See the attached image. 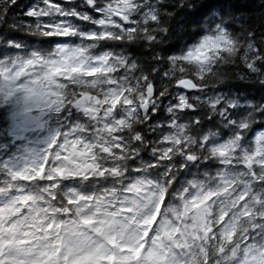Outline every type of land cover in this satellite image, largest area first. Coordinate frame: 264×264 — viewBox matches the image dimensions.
I'll return each instance as SVG.
<instances>
[{
  "label": "snow or ice",
  "instance_id": "6c2138e0",
  "mask_svg": "<svg viewBox=\"0 0 264 264\" xmlns=\"http://www.w3.org/2000/svg\"><path fill=\"white\" fill-rule=\"evenodd\" d=\"M170 11L162 0H0V264H264V127L250 134L258 105L217 97L212 116L221 117L228 134L213 125L193 144L172 116L150 143L132 128L133 89L143 81L145 93L156 94L160 60L145 71L114 46L132 44L137 24L154 40L149 28L163 31ZM227 15H214L193 49L182 55L160 49L161 55L169 64H199L210 75L206 66L236 43ZM20 27L64 39L26 50L15 40ZM70 37L79 42H65ZM255 51L245 66L259 74L264 49ZM176 85L200 90L191 79ZM174 103L201 123L195 105L183 97ZM66 105L97 122L91 139L80 135L79 122L69 128L59 120ZM46 124L47 134L34 137ZM196 145L220 167L186 181L176 193L179 211L166 208L174 169L198 159Z\"/></svg>",
  "mask_w": 264,
  "mask_h": 264
},
{
  "label": "clouds",
  "instance_id": "9594fccd",
  "mask_svg": "<svg viewBox=\"0 0 264 264\" xmlns=\"http://www.w3.org/2000/svg\"><path fill=\"white\" fill-rule=\"evenodd\" d=\"M145 2H147V0H145ZM203 2L204 0H162V3L170 8L171 11L168 15L163 17V23L160 26L163 28V31H153L152 28L158 27L156 25L149 28V33L155 37L152 41L147 39V34L142 33L144 25L137 24V38L131 45L142 46V50L147 49L149 51L148 55L144 56L129 52L127 51L129 44H122L123 52L121 54L130 60L138 61L145 71L148 70L149 65L152 64L155 59L160 60V63L155 65V67L159 69V75L153 77L155 80L156 94H146L142 87L143 81H141L139 86L133 89V99L135 101L134 106H137V110L132 115L131 125L133 129H140L143 131V134L149 138L148 143L163 131V129L160 128V125L167 123L165 118L172 116L175 117L176 120H179L184 127L189 130L191 137L189 143L193 144L194 140L199 137L202 131H206L212 127L211 124L205 126L204 120L211 117L213 113L217 111L216 108L211 107L217 97L223 99L225 103L232 100L240 105L242 100L243 105H258V107L252 110L257 114L252 117L250 122H264V113L260 112L261 109H264V98L252 100L246 98L243 91H240L239 94L235 91V88L240 83L264 86V70H261L259 74H253L252 72H249L245 66L246 63H252L259 55L255 51L256 48L259 47L264 49V3H262V0H256L257 6L246 14L236 13L233 15L229 13L226 17H223L224 23L228 26L236 43L231 53L223 54L218 59L212 60L206 66L207 69L211 71L210 75L201 71L199 64L184 62L177 63L176 61L169 64L161 55L160 49H162V46L168 44L170 40L175 39L184 28V25H179L177 27L176 21L181 20L186 12L195 11ZM181 9H183V11H181ZM177 12H180V14L176 15ZM214 15L217 18L222 17V15L214 8L203 18L202 21L199 22V24L191 23L188 24L187 27L189 30L193 31L196 30L197 27L205 28L207 24L212 22ZM241 16H243L242 20L238 18ZM137 18L139 19V17ZM18 30L27 33H34L36 31L34 28L29 30L22 27ZM199 37L195 42L189 43L186 47H181L177 52L169 55H182L190 49H193ZM116 51L119 52L120 50ZM261 68L264 69V64L261 65ZM165 73L167 74L166 78ZM199 76H202L203 78L200 79L198 78ZM178 79H191L200 90L189 91L185 87H178L176 85V80ZM161 90L163 93L162 95ZM71 92L72 89L68 88L67 93L69 96L71 95ZM146 95L148 96V99L145 102ZM178 97L185 98L189 102V105L187 106L195 105V108L200 113V124L194 123L196 117H193L190 113L177 110L178 106L174 101ZM148 108H152V111H148ZM120 111L126 112L127 110L122 106ZM153 114H158L159 118L157 121H151L149 119ZM225 115H227V113H225ZM59 120L63 125H67L69 128L72 127L74 122H79L85 129L80 135L89 139H91L93 131L97 127L96 121L86 119L85 114L74 110L71 105H66L63 114L59 116ZM55 123L56 118L52 117L51 124L54 125ZM50 127L51 125L46 124L43 130L33 133V136L42 138L47 134ZM125 128L127 129V125H125ZM149 133H151V135H149ZM122 134L127 136L129 134L128 130H122ZM200 147V145H196L193 149L195 155L198 157L194 163L181 160L180 163L187 164V166L180 168L179 170L174 169V171L177 172L178 178L176 179L175 187L168 186L166 208L168 205H172L175 210L179 211L181 207L182 201L177 198L176 193L179 192L185 186L186 181L191 178L182 175V173H187L189 168L199 166L204 162H208V159H212L211 157H207L206 152H201ZM173 154L175 155V152ZM148 155H151V153H148ZM140 159L141 157L138 155L136 164L128 165L129 169L138 166ZM213 163L217 165L215 168L220 167L216 159H212L211 164ZM215 168L207 167L206 169L209 173L214 174ZM66 179L68 184L73 182L71 179ZM105 180L108 183L112 182L108 177H106ZM39 183L46 185V182L44 181ZM56 183L63 185L64 182L58 180ZM78 183L83 185L85 181H78ZM88 183L91 185L93 183L101 182L90 181ZM57 191H59V189ZM57 203H60L59 199L57 200ZM209 206L211 207V205Z\"/></svg>",
  "mask_w": 264,
  "mask_h": 264
},
{
  "label": "trees",
  "instance_id": "16d2710c",
  "mask_svg": "<svg viewBox=\"0 0 264 264\" xmlns=\"http://www.w3.org/2000/svg\"><path fill=\"white\" fill-rule=\"evenodd\" d=\"M34 2V0H33ZM256 6V0H204L202 5L198 7L195 11H188L185 13L183 18L179 21H176V26L184 25V28L180 31V34L176 36L175 39L169 41L168 44L162 46V49L166 50L167 54H173L177 52L181 47H186L189 43H193L197 40V38L204 34L205 28L197 27L196 30H189L187 25L191 23L199 24L200 21L203 20L205 16H207L214 8L221 14H233L242 13L246 14ZM171 10L170 8H168ZM183 11V9H181ZM180 12H177L176 15H179ZM239 19H243V16L238 17ZM15 33V40L18 43L23 44L24 49L26 50H33V49H48L57 41H60L64 38L60 37H37L35 35L29 34L27 32H23L20 30H14ZM175 35V32H174ZM65 42L70 43H77V37H70L65 40ZM2 46V45H0ZM106 47H113L111 43L106 45ZM116 50L123 49V46L120 44H116ZM127 51L138 54V55H148L149 51L147 49L142 50V46H135L129 44ZM154 77H157L158 74L154 73ZM235 91L239 94L240 91H243L245 97L248 99L255 100L257 98H264V86H258L255 84H244L240 83L236 88ZM239 107H245L243 105L242 100ZM153 116H157V114H153ZM157 116V120H158ZM200 119V116L198 117ZM156 120V121H157ZM224 121L221 119L219 115L215 117L211 116L204 120V125L208 126L211 124L212 126L215 125L216 127L220 128L224 135L228 134V129L223 127ZM260 127H264V122H256L252 126L250 130V134H254L255 131L259 130ZM151 135V133H149ZM207 167L215 168L217 167L216 164H208V162H204L199 166H194L189 168L187 173H182V175L186 177H192L194 175L199 176Z\"/></svg>",
  "mask_w": 264,
  "mask_h": 264
}]
</instances>
